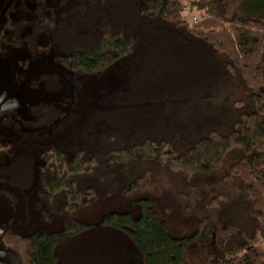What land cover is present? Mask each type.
<instances>
[{"label":"trees","instance_id":"obj_1","mask_svg":"<svg viewBox=\"0 0 264 264\" xmlns=\"http://www.w3.org/2000/svg\"><path fill=\"white\" fill-rule=\"evenodd\" d=\"M49 10L44 34L61 63L104 81L93 107L75 96L45 138L20 129L0 141V180L18 191L42 152L39 207L60 224L7 235L21 264H264L230 238L238 215L264 230V0ZM223 88L225 103L211 100Z\"/></svg>","mask_w":264,"mask_h":264},{"label":"flooded vegetation","instance_id":"obj_2","mask_svg":"<svg viewBox=\"0 0 264 264\" xmlns=\"http://www.w3.org/2000/svg\"><path fill=\"white\" fill-rule=\"evenodd\" d=\"M51 3L52 0H9V2L2 10V14L0 17V57H6V65L4 64L3 67L7 68L6 73L14 80L17 87L26 85V80H29L35 75H39L42 76V78H45L44 76L49 75V71L51 69L55 70L59 68L63 71L64 76L67 77L66 80H68V82L70 83V87H73L74 100H76L75 93L78 88V79L81 77V74L77 71L76 73L72 74V70L66 68L61 63V54L58 53L56 48L50 44L49 40L45 37L44 34V31L46 32V30L44 29V24L42 22H45L50 14L49 7ZM41 27H43V30L41 29ZM22 47L30 49L31 54H38L37 57H35V59L30 58L31 54L27 53L26 50L22 49ZM13 56L16 63L20 64V62H18V59H22V63H24L23 65L20 64V67L22 69L27 67V63L29 64L28 67L34 65V67H32L33 76L25 78L20 71H13ZM41 67L45 69V71L38 73V68ZM70 76L71 78H69ZM52 79L53 78H45V80H42V82H44V84L48 86L49 83H47V80ZM42 100L43 97L41 98V101ZM41 101H39L38 103H40ZM38 103L35 102L26 104L23 108V114H21L20 117L14 116L10 111H4L0 113L1 142L4 143L5 141H7L6 139H10L11 142H13L14 138H17L18 136H20V134L26 136L27 133L24 134L20 132V129L24 130V132L37 131L40 136L43 135V138H45V133H47V131L45 130L49 129L53 124L61 120L63 116L58 118L51 126L41 127L40 120H38L37 116H35V112L37 110H40V107H36V104ZM73 103L74 101L72 100L69 106H67V108H64V111L66 113L71 105H73ZM46 118L44 119L45 122L47 121ZM24 121L29 122V124L27 125L36 126L39 128L26 127ZM10 153L11 150H9L7 154H5V159L9 158ZM41 153L40 155L39 153H37V155H33L36 169L31 186L20 191L23 192V195H25L24 192L26 190L34 188L36 195V207L39 210L38 219L43 222V224L47 225L40 211V203L36 194L40 183V171L38 166H40L44 161ZM0 155H2V153H0ZM4 185L11 186L6 181L0 180V197L2 202H4L5 200L2 195V193H5L2 191L5 189L3 187ZM11 187L14 188L13 186ZM10 189L11 188L9 187V189L7 190ZM9 200L11 199H8V204H13L12 202H15V200H13L9 203ZM27 200L28 197H26L25 195L24 207L28 205ZM19 216L20 214L16 217L15 220H13L12 224H9V221L6 219L5 213H1L0 221L2 224L0 227V264H21L20 257L18 256L16 251L10 248L8 245L6 239L7 235H9L10 237H18L23 239L25 237L31 236L32 234H38L44 231H54L46 230L51 226L50 224H48L50 226L44 225L46 228H35V230L31 232H20L18 230H15L13 228L14 223Z\"/></svg>","mask_w":264,"mask_h":264},{"label":"rangeland","instance_id":"obj_3","mask_svg":"<svg viewBox=\"0 0 264 264\" xmlns=\"http://www.w3.org/2000/svg\"><path fill=\"white\" fill-rule=\"evenodd\" d=\"M191 14L189 15L192 17ZM195 18L196 15H195ZM22 49L26 50L27 53L31 54L30 49L26 47H22ZM38 55V54H37ZM36 54H31L32 59H35L37 57ZM13 71H20L25 78H28L29 76H33V71L32 67H27L22 69L20 67V64L22 63V59H18L19 63H16L15 58L13 56ZM18 64V65H17ZM50 74L47 76H44L45 78H53L54 79V85L48 84L46 86L42 82V77L34 80L30 84V88L40 90L42 91L43 100L36 104V107H40V110H37L35 112V116H37L38 120H40V126H51L58 118L62 117L65 115L64 108L69 106V104L74 101V95H73V87H70V83L68 80H66L67 77L64 76V73L62 70L58 69H51ZM112 74H108L105 76L107 81L109 82L112 79ZM80 77L78 79V88L75 93L76 95V102H77V107L79 108H90L94 106V97L96 95L97 90L100 88L102 85V82L104 81L103 78L97 77ZM71 78V76L69 77ZM47 83H51V80H47ZM72 88V89H71ZM224 95H228V92L225 88L221 89L217 93H213L210 98L211 100H214L219 103H225L224 101ZM229 101V100H227ZM48 115V116H47ZM47 117V118H46ZM46 118V122L44 119ZM26 127H35L39 128L36 126L32 125H27L29 122L24 121ZM13 191V190H12ZM234 193H237L238 190L234 189ZM26 197H28V202L26 207H24V202H25V195H23V192L17 191V195L19 196V199L21 201V209H20V201L16 200L13 196H9L11 200H9V203L15 200V202H12L13 204H8V202H5V209H6V219L9 221V224H12L13 220L16 219V217L20 214L18 219L14 223V229L18 230L20 232H31L36 229H43L45 226H50L48 223L47 225L43 224L38 218H39V210L37 209L36 205V195L34 188L30 190H26L24 192ZM232 222V221H231ZM259 222V221H258ZM261 225L264 224V219L260 220ZM45 225V226H44ZM248 226V221L241 217L237 216L236 221L232 222V227H231V247L235 249V252L238 254H243L245 253V249H247L249 246H253L252 249L249 251H253L261 257V260L264 261V230L262 232L258 229L252 230V233H250L247 230ZM264 226V225H263ZM46 228V227H45ZM60 228V224L58 222H54L51 224V226L46 229V230H57ZM10 242V241H9ZM14 242V241H13ZM22 245L18 247H22Z\"/></svg>","mask_w":264,"mask_h":264},{"label":"water","instance_id":"obj_4","mask_svg":"<svg viewBox=\"0 0 264 264\" xmlns=\"http://www.w3.org/2000/svg\"><path fill=\"white\" fill-rule=\"evenodd\" d=\"M9 2V0H0V17L2 14V10L6 6V4ZM6 57L1 58L0 57V113L4 111H10L14 116L20 117L21 114H23V108L26 104L29 103H38L41 101V98L44 96L42 94V91L36 90L33 88H30V84L34 82V80L38 78H41L42 76L35 75L29 80H26V85L22 87H17L14 80L8 76L6 73L7 68L3 67V65H6ZM38 73L44 72L45 69L38 68ZM50 72V71H49ZM42 80H45V78H42ZM54 79L51 80V83L55 86L54 84ZM44 83V82H43ZM9 186V185H8ZM7 185H4L3 187L5 188L2 190L5 193H2L3 198L5 199L4 202L1 201L0 197V216L1 213L6 214V209L4 203L8 201L10 198L9 196H13L16 200L20 201L19 196L17 195V191L15 188H12L9 186L11 189H9ZM13 190V191H12ZM7 192V193H6ZM16 193V194H15ZM9 195V196H8ZM20 209H21V201H20ZM1 221H0V227H1Z\"/></svg>","mask_w":264,"mask_h":264},{"label":"built area","instance_id":"obj_5","mask_svg":"<svg viewBox=\"0 0 264 264\" xmlns=\"http://www.w3.org/2000/svg\"><path fill=\"white\" fill-rule=\"evenodd\" d=\"M191 21L192 22H195L196 21V18L195 17H191Z\"/></svg>","mask_w":264,"mask_h":264}]
</instances>
